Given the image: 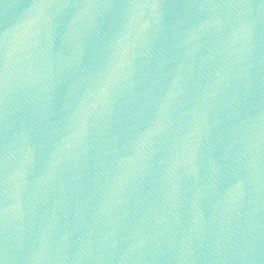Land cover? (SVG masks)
<instances>
[{"label":"water","instance_id":"water-1","mask_svg":"<svg viewBox=\"0 0 264 264\" xmlns=\"http://www.w3.org/2000/svg\"><path fill=\"white\" fill-rule=\"evenodd\" d=\"M264 0H0V264H259Z\"/></svg>","mask_w":264,"mask_h":264}]
</instances>
